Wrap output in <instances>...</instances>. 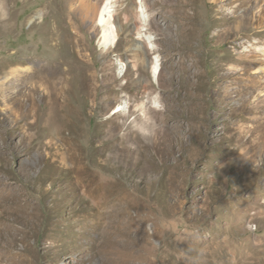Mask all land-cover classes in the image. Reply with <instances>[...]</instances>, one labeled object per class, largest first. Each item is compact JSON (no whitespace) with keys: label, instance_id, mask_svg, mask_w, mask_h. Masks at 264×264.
Returning a JSON list of instances; mask_svg holds the SVG:
<instances>
[{"label":"rangeland","instance_id":"rangeland-1","mask_svg":"<svg viewBox=\"0 0 264 264\" xmlns=\"http://www.w3.org/2000/svg\"><path fill=\"white\" fill-rule=\"evenodd\" d=\"M0 1V77H66L54 111L0 87V264H264V0H112L108 49L103 0Z\"/></svg>","mask_w":264,"mask_h":264},{"label":"bare ground","instance_id":"bare-ground-1","mask_svg":"<svg viewBox=\"0 0 264 264\" xmlns=\"http://www.w3.org/2000/svg\"><path fill=\"white\" fill-rule=\"evenodd\" d=\"M138 1L141 2V0ZM2 8H3V3L0 1V9ZM138 10L140 12L141 19L145 20L146 14L144 13V8L142 4L138 6ZM112 19H113L112 0H103L102 5L97 9L95 13L94 21L99 27L98 46L103 47L104 49H108L109 47H114V44H116V40L118 37V29ZM141 36L145 40H147L150 44V47H152L151 36L149 34H142ZM153 59L154 61L152 64V76L156 78L159 74V60L156 56ZM115 63L117 64L116 66H117L118 75H123L124 70L126 69L124 63L121 62L120 60H116ZM64 72L65 70L58 66L42 67V65L39 64L36 65L35 68L32 67L20 68L15 66L14 68H11L3 72V75L0 77V79L6 78L7 80L2 82L0 81V87H3L5 85L6 89L9 90L10 92L9 97H11L12 99L17 98L18 105H20L22 109L25 108L26 112L30 109L32 105L38 102V100L44 101L45 104H47L49 111H54L57 105L59 104L62 91L65 89L63 88L65 86L63 82L66 78ZM258 85L264 87V82H258ZM80 87L84 92L88 90L97 89V85L94 82H92L91 77L89 80L86 76H83L80 82ZM14 88H16L15 91H13ZM149 102L150 104H152V106L156 105L155 99L151 98L150 96L147 97L146 104H149ZM143 105L140 107V109H144L143 111L144 115L142 114L143 118L141 117L142 125L145 128H149L153 123L151 124L149 120V116L147 114L149 110L147 106L146 105L143 106ZM125 109L126 108L124 104L118 105L112 113H118V112L126 113L127 110ZM25 115L27 114L25 113ZM145 118H147V121L149 122H146ZM136 119L137 118L134 117L131 122L133 123Z\"/></svg>","mask_w":264,"mask_h":264},{"label":"clouds","instance_id":"clouds-1","mask_svg":"<svg viewBox=\"0 0 264 264\" xmlns=\"http://www.w3.org/2000/svg\"><path fill=\"white\" fill-rule=\"evenodd\" d=\"M145 119H146V122H149V121H147V118H145ZM140 131H141L144 135H148V134H149V131H148L147 128H141Z\"/></svg>","mask_w":264,"mask_h":264}]
</instances>
